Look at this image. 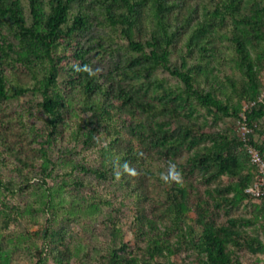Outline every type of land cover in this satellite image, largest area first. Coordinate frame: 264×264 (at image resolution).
Here are the masks:
<instances>
[{
	"label": "rangeland",
	"instance_id": "obj_1",
	"mask_svg": "<svg viewBox=\"0 0 264 264\" xmlns=\"http://www.w3.org/2000/svg\"><path fill=\"white\" fill-rule=\"evenodd\" d=\"M10 1L0 0V74L25 92L0 100V264H264V200L244 192L256 170L237 133L251 127L264 156V0H130L131 36L170 39L168 65L237 118L128 48L107 17L122 0H71L87 26L54 52L55 128L40 106L47 58L21 36ZM52 5L36 1L43 20ZM21 6L29 28L28 0ZM75 53L88 94L70 71Z\"/></svg>",
	"mask_w": 264,
	"mask_h": 264
},
{
	"label": "trees",
	"instance_id": "obj_2",
	"mask_svg": "<svg viewBox=\"0 0 264 264\" xmlns=\"http://www.w3.org/2000/svg\"><path fill=\"white\" fill-rule=\"evenodd\" d=\"M36 1L37 0H28L30 14L33 20V23L29 28H25L23 26L21 0L10 1L9 14L10 17L18 25L21 31V36L23 38H30L38 42L43 49L45 57L47 58L49 64V72L44 83V89L42 91L43 101L40 106L42 111L49 116L51 127L55 128L56 123L59 120L58 99L49 93V89L56 83V72L58 71L60 61L58 57L55 56L54 52L58 46H63L71 43L74 40L75 34L86 29L87 24L83 14H72L70 12L71 0H53V5L51 6V9L45 20L41 18L40 13L37 11ZM122 1L124 4V10L120 14V16H118V18H115L111 13V9L108 8L107 17L110 20L111 24L118 26L120 33L127 41L128 48L133 53L146 57V59L151 62V66L163 67L164 69L169 71L172 76L177 77L183 83L187 95L196 98L204 107L214 110L216 113L224 117L237 118V112H231L228 106L215 99L211 93L203 92L202 90L195 88L192 83L191 77L185 71H182L178 68H171L168 65V58L170 55L168 45L171 41L170 39H166L165 45L163 46L160 41H158L154 37L141 43L136 41L131 36V28L136 22L133 13L134 7L130 0ZM257 15L264 17V8L257 11ZM245 23L252 27L259 26L257 22L253 21H246ZM40 26L42 27V30H37V28ZM147 50L148 52H146ZM200 50H205L204 46H202ZM73 61L74 62L70 71L74 72L76 78L81 80L80 87L83 89V92L85 94H88L92 86V77L89 76L87 64L83 62L81 56L77 53L74 54ZM184 65L185 60L182 59L181 67H183ZM24 92L25 89L20 87L14 88L12 91H9L6 88L4 77L0 74V100H17L24 94ZM262 115L263 111L260 109L251 111V116L254 120L260 119ZM89 133L92 134L93 131H90ZM239 144L242 148L240 140ZM126 156L127 151L125 152V154L120 155L119 159L122 157L127 158ZM1 184L2 183L0 182V186ZM53 252H55V249Z\"/></svg>",
	"mask_w": 264,
	"mask_h": 264
},
{
	"label": "built area",
	"instance_id": "obj_3",
	"mask_svg": "<svg viewBox=\"0 0 264 264\" xmlns=\"http://www.w3.org/2000/svg\"><path fill=\"white\" fill-rule=\"evenodd\" d=\"M252 128L245 122H241L237 126V133L241 142L244 153L249 163L256 170V179L245 188L246 195L254 199H264V156L260 150L250 141L249 135Z\"/></svg>",
	"mask_w": 264,
	"mask_h": 264
}]
</instances>
